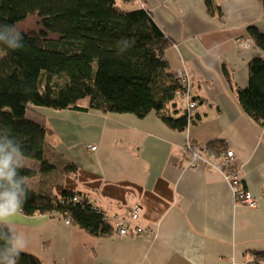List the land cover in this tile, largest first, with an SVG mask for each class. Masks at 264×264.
<instances>
[{"label":"crops","instance_id":"obj_1","mask_svg":"<svg viewBox=\"0 0 264 264\" xmlns=\"http://www.w3.org/2000/svg\"><path fill=\"white\" fill-rule=\"evenodd\" d=\"M170 42L171 72L183 70L196 102L184 130L155 111L131 113L38 108L51 129L52 157L71 163L75 190L110 219L138 208L148 233L94 236L49 213H18L12 228L28 240L23 253L43 264H252L264 254V126L241 107L248 63L264 57L247 28L264 34V0H135ZM224 68L228 78L224 75ZM180 99V112L186 102ZM176 103H178L176 101ZM178 104H176V109ZM186 141L230 149L256 206L237 203L218 170L182 158ZM95 146V150H90ZM218 147V146H217ZM57 155V156H56ZM213 160L218 158L213 156Z\"/></svg>","mask_w":264,"mask_h":264},{"label":"trees","instance_id":"obj_2","mask_svg":"<svg viewBox=\"0 0 264 264\" xmlns=\"http://www.w3.org/2000/svg\"><path fill=\"white\" fill-rule=\"evenodd\" d=\"M133 1L0 0V28L17 30L28 17L36 19L32 28L17 30L21 41L6 34V41L22 47L0 42V131L7 130L21 144L24 157L38 162L40 174H51L56 166L47 155L51 129L38 108L95 109L137 117L155 111L176 130L192 122L186 110L176 109L177 92L185 87L165 59L170 42L147 9L127 6ZM247 33L264 51V34L253 26ZM248 70V82L238 89V100L264 126V57L249 61ZM224 75L228 78L226 68ZM207 146L221 147L215 142ZM62 171L68 176L76 167L63 163ZM19 172L28 190L22 213L61 216L94 236L113 232L103 211L75 190L70 177L67 184L44 191L29 184L37 170L24 166ZM74 196L79 200L74 201ZM4 245L0 240V248ZM255 256L264 259V254ZM18 264L43 263L21 252Z\"/></svg>","mask_w":264,"mask_h":264},{"label":"clouds","instance_id":"obj_3","mask_svg":"<svg viewBox=\"0 0 264 264\" xmlns=\"http://www.w3.org/2000/svg\"><path fill=\"white\" fill-rule=\"evenodd\" d=\"M11 33L18 41L22 34L12 27L0 28V42L10 48H20L21 43L6 41ZM25 166L22 146L7 130L0 131V240L5 242L0 248V264H18L20 254L27 247L28 240L22 232L12 228L9 221L23 211V203L28 198V190L19 170Z\"/></svg>","mask_w":264,"mask_h":264},{"label":"built area","instance_id":"obj_4","mask_svg":"<svg viewBox=\"0 0 264 264\" xmlns=\"http://www.w3.org/2000/svg\"><path fill=\"white\" fill-rule=\"evenodd\" d=\"M239 45L241 47H248L250 45V40L247 38L242 40L240 39ZM184 74L186 73L183 70H178L175 72L176 77L185 87V89H183L182 95L187 102L186 115L190 119L195 107V103L190 101V83L188 77L187 80H185ZM90 150H95V146H90ZM182 152L188 167H196L198 161L196 158H201L205 164L210 165L211 168L222 173L223 178L228 183L230 190L234 195V199L249 208H254L256 206V197L242 184L241 166L236 162L233 150L225 149L218 151L217 153L214 152V155L218 158L214 163H212L208 157L204 155L205 152H207L204 146L195 145L189 141H186L182 147ZM73 200L78 201L79 198L74 196ZM105 217L112 226V230L116 235H137L148 233L146 226L138 221L139 213L137 207L132 208L125 215H115L111 219L108 216ZM66 222L69 223L68 220H66ZM262 264H264V260Z\"/></svg>","mask_w":264,"mask_h":264},{"label":"rangeland","instance_id":"obj_5","mask_svg":"<svg viewBox=\"0 0 264 264\" xmlns=\"http://www.w3.org/2000/svg\"><path fill=\"white\" fill-rule=\"evenodd\" d=\"M117 3L121 4L120 1H117ZM35 20L36 19L34 16L28 17L25 21H22L17 25V30H24V29L32 28L35 24ZM178 98H180V97H178ZM176 101L178 102L177 103L178 107L181 108L182 107L181 103H180L181 100L177 99ZM204 147L207 150V152H205L204 155H206L208 157V159L212 163H214L216 160H213V158H212L213 156H215L213 149L209 148V146H207V145H204ZM47 155L49 157L48 159H50V161L52 163H54V165L56 166L55 167L56 169H54L51 174H44V175L40 174L38 172V162L36 160H34L32 158H28V157H24V160H25V166L26 167L34 168L35 170H37V174H36L35 178L32 179L31 181H29V184L31 186H34L37 189H42L44 191H53L54 185H56V184L64 185L63 180L65 178V175H63V171H62V167H63L62 163H61L62 159L59 158L57 155H56L57 157H52L50 153H48ZM215 157H217V156H215ZM182 158L184 159V156H182ZM196 160L202 162L206 167L211 168V166L208 164H205L201 158H196ZM235 201L237 203H239L236 199H235ZM263 260L264 259H262V258H259V259L254 258L251 261V263L252 264H262Z\"/></svg>","mask_w":264,"mask_h":264},{"label":"bare ground","instance_id":"obj_6","mask_svg":"<svg viewBox=\"0 0 264 264\" xmlns=\"http://www.w3.org/2000/svg\"><path fill=\"white\" fill-rule=\"evenodd\" d=\"M143 7V6H142ZM144 8V7H143ZM249 40H250V43L252 42L253 43V41L250 39V38H248ZM184 78H185V80H187V75L186 74H184ZM190 83V82H189ZM190 87H191V84H190ZM182 92H183V90H180V91H178L177 92V94H178V97H182L183 99H184V101L186 102V100H185V98H184V96L182 95ZM189 98H190V101H193L194 103H195V107H196V102H195V100H193V98L191 97V94H190V89H189ZM195 107H194V109H195ZM186 109H187V102H186ZM233 195V194H232ZM234 196V195H233ZM244 206H246V205H244Z\"/></svg>","mask_w":264,"mask_h":264}]
</instances>
